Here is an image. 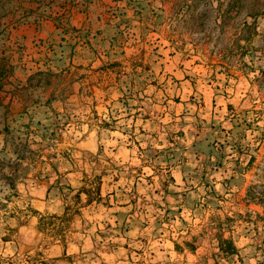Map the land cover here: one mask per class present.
Here are the masks:
<instances>
[{
    "label": "crops",
    "instance_id": "obj_1",
    "mask_svg": "<svg viewBox=\"0 0 264 264\" xmlns=\"http://www.w3.org/2000/svg\"><path fill=\"white\" fill-rule=\"evenodd\" d=\"M172 6L0 0V149L9 123L41 124V175L7 174L30 214L0 217V264L130 262L155 206L180 210L203 190L205 130L228 100L172 46ZM62 120L75 138L50 143ZM49 215L67 229L39 228Z\"/></svg>",
    "mask_w": 264,
    "mask_h": 264
},
{
    "label": "rangeland",
    "instance_id": "obj_2",
    "mask_svg": "<svg viewBox=\"0 0 264 264\" xmlns=\"http://www.w3.org/2000/svg\"><path fill=\"white\" fill-rule=\"evenodd\" d=\"M172 1L170 42L193 62L198 77L224 93L226 118L205 130L203 190L182 201L183 209L178 203L171 212L155 206L159 216L133 245V258L119 264H263L264 0ZM164 21L163 15L158 24ZM60 122L58 133L47 136L50 143L75 138L66 133V120ZM8 126L7 148L0 149V217L25 220L30 208L15 179L41 175V124L18 120ZM42 220L39 228L50 236L67 229L53 216ZM31 250L23 249L17 262Z\"/></svg>",
    "mask_w": 264,
    "mask_h": 264
},
{
    "label": "trees",
    "instance_id": "obj_3",
    "mask_svg": "<svg viewBox=\"0 0 264 264\" xmlns=\"http://www.w3.org/2000/svg\"><path fill=\"white\" fill-rule=\"evenodd\" d=\"M226 241H228V240H226ZM232 244H230V246H231ZM222 247V246H221ZM263 264H264V262H263Z\"/></svg>",
    "mask_w": 264,
    "mask_h": 264
}]
</instances>
